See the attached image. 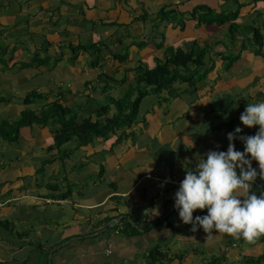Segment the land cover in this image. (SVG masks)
Segmentation results:
<instances>
[{
  "label": "crops",
  "instance_id": "crops-1",
  "mask_svg": "<svg viewBox=\"0 0 264 264\" xmlns=\"http://www.w3.org/2000/svg\"><path fill=\"white\" fill-rule=\"evenodd\" d=\"M117 39L133 47L129 63L111 57L117 48L80 50ZM170 48H195L202 61L187 66L176 103L177 82L157 107L143 96L118 145L83 131L59 136L57 124L94 120L99 104L123 94L122 77L131 80L138 62L165 61ZM261 101L264 0H0V121L9 131L26 109L41 117L56 103L66 112L20 128L15 142L0 136V264H257L264 237L192 232L174 208L179 186L164 182L184 177L197 154L227 151L237 127L255 135L240 115ZM252 192H264L259 176ZM157 206L158 215L145 212Z\"/></svg>",
  "mask_w": 264,
  "mask_h": 264
},
{
  "label": "clouds",
  "instance_id": "clouds-1",
  "mask_svg": "<svg viewBox=\"0 0 264 264\" xmlns=\"http://www.w3.org/2000/svg\"><path fill=\"white\" fill-rule=\"evenodd\" d=\"M80 50L90 51L95 55L97 53L95 47L88 51ZM110 55L119 61L118 55ZM147 89L150 90V88ZM163 91L167 90L162 89L158 93L149 94L160 97ZM134 99L131 97L130 102ZM101 106L102 104H99L96 109V117L95 114L92 116L94 120H90L88 117L80 121L90 122V124L100 121L104 118L101 109H99ZM28 110L32 111L26 109L20 113V117L23 112ZM111 110L113 111V109ZM33 115L35 114L33 113ZM240 123L249 129L258 126L259 130L255 135L241 136L243 129L237 127L234 132L227 135L229 142L227 151L210 150L206 153V158L197 154L198 162L194 167L185 170L184 177L170 178L171 180H166L164 183L179 186L174 197V208L178 211L182 223L192 226V232H197L202 228L207 239L215 235H227L233 239H242L248 244H254L264 236V192H261L259 196L252 192V186L258 176L260 180L264 181V101L248 103L240 115ZM126 130L121 129L104 137L113 138V145H118L128 136L125 134ZM113 135H116L115 138ZM237 138L243 143L244 150L242 152L235 148L234 141ZM252 164H258V171L253 168ZM57 203L64 204L65 200H59ZM197 210L201 212L207 210V215L196 216L194 219L193 214ZM145 212L158 215L159 207L145 210ZM122 218L128 221L127 215L118 217V220ZM128 222L131 224V221ZM115 223L117 224L118 221ZM107 253L110 252L107 251ZM47 258L49 259L50 256ZM257 260L254 262L261 264Z\"/></svg>",
  "mask_w": 264,
  "mask_h": 264
},
{
  "label": "trees",
  "instance_id": "trees-1",
  "mask_svg": "<svg viewBox=\"0 0 264 264\" xmlns=\"http://www.w3.org/2000/svg\"><path fill=\"white\" fill-rule=\"evenodd\" d=\"M257 39H261L259 35H257ZM95 46V45H94ZM161 47L157 45V47ZM257 46H261V42H257ZM90 48H93L92 46ZM89 47H81L84 51H88ZM191 48V47H190ZM125 61V58H119V62ZM201 55L197 54L195 48L190 49L188 51H183L178 48L176 51L173 49H167V59L165 61H155V65L147 66L142 62H138L137 65L132 68L134 77L129 80L126 77L121 78L122 85L125 84L127 87L122 88L123 98H108L105 104H103L99 109H101V114L104 116L100 121L95 123L83 122L79 123L75 122L74 118L69 119V121H65L63 123L64 129H59L57 132H61L59 136H66L68 138L75 136L79 131L88 132L90 135H100L104 136V131H106V136L110 133H115L121 129H128L134 124L138 105L140 103V99L149 94V93H158L162 89L169 90L172 85L177 82L178 84H185L186 77H191L192 71L187 68L188 65L195 66L196 68L201 65ZM230 63V62H229ZM225 65V69H229L231 63ZM126 70V69H125ZM189 76H186L187 74ZM195 73V72H194ZM193 73V74H194ZM187 79V78H186ZM188 81V80H187ZM192 85V82H191ZM121 86V85H120ZM147 88H150L148 90ZM168 91V92H169ZM133 93L136 94L134 96L135 100L130 102V95ZM172 92H169V94ZM35 95V93H33ZM33 95L27 96L25 99V104H29L32 100ZM43 111L41 118L33 115L32 111H25L22 113L20 119L14 123L11 127H6V123L3 126L0 124V136H3L4 140L12 143L18 140V131L22 127L30 126L33 123H39L44 125L48 122L49 118L57 117L60 113H66L60 109L56 103L50 104ZM113 109V114L111 117H108L109 111ZM58 121L63 122L64 119H60L58 117ZM74 127L76 128L72 133H68V129ZM6 224L4 222H0V225ZM156 252L152 253L150 256V260L154 261L153 255ZM264 261V254L260 256L257 260L258 263Z\"/></svg>",
  "mask_w": 264,
  "mask_h": 264
},
{
  "label": "rangeland",
  "instance_id": "rangeland-1",
  "mask_svg": "<svg viewBox=\"0 0 264 264\" xmlns=\"http://www.w3.org/2000/svg\"><path fill=\"white\" fill-rule=\"evenodd\" d=\"M120 36H123V35H120ZM121 41V39H117V40H112V41H107V42H105V43H102V44H98V45H95V49L96 50H98V54L99 53H103L104 54V51H106V52H108V50H113L114 51V49H118L119 51H120V56H119V58H125V61H122V63L123 64H126V63H129V61H128V59H127V56H128V54L130 53V51H131V53H132V48L133 47H129V45L127 44V43H125V42H122ZM148 42V41H147ZM145 43H146V41H145ZM89 46V45H88ZM88 54H90L91 52H87ZM130 59H131V56H130ZM152 64V59L148 62V66L149 65H151ZM124 66H126V65H124ZM122 75V74H121ZM120 77H118V79H119ZM186 89V86L183 84V85H180L179 87H178V89L176 90V91H173L172 92V94H174L175 96L174 97H172L171 98V102L172 103H176V101H177V99H176V97L177 96H180V93L182 92V91H184ZM131 96H133V93L130 95V97ZM134 96H136V94L134 93ZM134 96H133V98H134ZM123 98V94L122 93H118V98ZM99 101H101V100H99ZM151 101H153V103L154 104H156V107H157V104H158V102H159V95H152V97H151ZM99 103V102H98ZM97 103V104H98ZM143 106L146 108V107H148V102H146L145 104H143ZM4 117H7L8 118V116H7V114L6 115H3V118ZM0 124L3 126V121H0ZM57 127L60 129V128H62V126L61 125H58L57 124ZM106 131H104V136H106ZM71 143H73V142H71ZM53 145H55V143L53 144ZM61 154H63L62 153V151L60 152ZM60 154V155H61ZM59 155V154H58ZM262 237H264V236H262ZM203 255H206V253H204Z\"/></svg>",
  "mask_w": 264,
  "mask_h": 264
},
{
  "label": "built area",
  "instance_id": "built-area-1",
  "mask_svg": "<svg viewBox=\"0 0 264 264\" xmlns=\"http://www.w3.org/2000/svg\"><path fill=\"white\" fill-rule=\"evenodd\" d=\"M253 162H255V161H253ZM256 163V162H255Z\"/></svg>",
  "mask_w": 264,
  "mask_h": 264
}]
</instances>
